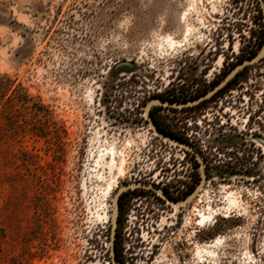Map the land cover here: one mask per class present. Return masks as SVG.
<instances>
[{
    "label": "rangeland",
    "instance_id": "obj_1",
    "mask_svg": "<svg viewBox=\"0 0 264 264\" xmlns=\"http://www.w3.org/2000/svg\"><path fill=\"white\" fill-rule=\"evenodd\" d=\"M256 3L0 0V264H111L110 184L134 180L138 166L188 161L153 131L146 105L208 93L260 51L264 37H249ZM243 10L244 33L234 30ZM239 73L199 105L156 106L204 158L185 221L188 264H264V58ZM174 214L163 215L153 264H183L162 238Z\"/></svg>",
    "mask_w": 264,
    "mask_h": 264
},
{
    "label": "flooded vegetation",
    "instance_id": "obj_2",
    "mask_svg": "<svg viewBox=\"0 0 264 264\" xmlns=\"http://www.w3.org/2000/svg\"><path fill=\"white\" fill-rule=\"evenodd\" d=\"M236 5L241 6V8H239V12H241L242 2H237ZM246 14V10H243L241 16L239 13L237 14L240 18L237 20L234 19V21H238L241 24H234L235 31H243L242 28L247 29V27L244 26L247 23L245 20ZM253 14L255 15L253 18L255 30L254 32H251V36L249 37L258 44V41L261 40L258 35L264 37L262 32L259 34L257 33L258 28L260 31H264V14L260 0H257V3L253 4ZM217 93L218 91L212 97ZM206 94L207 93L203 92L200 95L197 94L189 101L201 98ZM154 99H162L172 103L189 102L181 92L178 94L168 93L166 96H160ZM205 100L197 103V105L203 103ZM156 106H164L167 107L168 110L177 107L160 104L154 105L150 112L151 118L159 130L178 140L191 144L196 150H198L193 142H190L183 137V134L176 133L162 124L158 116V112L161 111ZM186 108L187 107L181 109ZM184 158H187L188 161H184L183 164L178 163V165L177 162H175L176 160L173 164H170L169 162L167 165L159 161L150 170H144L143 167L138 166V169H135L131 175L135 179H130L128 181L123 180V182L120 183V186H118L119 189H121L129 185H135V187L124 190L119 199L115 244L117 264H153L157 252L162 250V248H156V232L164 230L166 224L161 227L163 224V215H171L173 210L175 211V223H172V227L171 225L169 226L168 230L164 232L162 238L166 236L165 240L167 242L171 241L173 245L172 249L177 247L176 251L180 255V262L183 261V264L189 263V247L192 245V242L189 241L190 238L188 237V230L185 228V221L188 216L187 209L191 207L194 200L187 205L180 207L174 205L171 201L176 203L182 202L197 188L202 180V165L196 155L192 152L188 151V154L185 155ZM184 158L182 160H184ZM184 165H187V167L184 168ZM178 166H182L183 168L180 169ZM183 169H186L184 175L187 173L189 175L186 178L181 177L180 175V171ZM198 195L199 194H197V196ZM182 231H184V233H182L183 239L179 240V244L173 242L178 233ZM199 241H202V235H199ZM171 255L175 256L174 252H172Z\"/></svg>",
    "mask_w": 264,
    "mask_h": 264
},
{
    "label": "water",
    "instance_id": "obj_3",
    "mask_svg": "<svg viewBox=\"0 0 264 264\" xmlns=\"http://www.w3.org/2000/svg\"><path fill=\"white\" fill-rule=\"evenodd\" d=\"M261 5H262V9H263V14H264V0H260ZM264 58V44L261 48V50L259 51V53L257 55H255L254 57H251L247 60H244L243 62L239 63L226 77L225 79L218 84L214 89H212L210 92H208L206 95H204L201 98H198L196 100H192L189 102H185V103H172L166 100H162V99H153L151 100L145 108V112L147 114V118L149 121V124L151 125V128L153 129V131L155 133H157L162 139H164L167 142L173 143L177 146H180L182 148H185L187 151L192 152L196 155V157L198 158V160L200 161L201 165H202V180L199 183V185L197 186V188L191 192L187 199H185L182 202H173L171 201L174 205L177 206H185L188 203L192 202L195 197L197 196V194L199 193V191H201L206 183V171H205V165H204V158L203 155L196 150L191 144L178 140L172 136H169L167 134H165L164 132H162L161 130L158 129V127L156 126V124L154 123L153 119L151 118L150 112H151V108L154 105L160 104V105H165V106H171V107H177V108H184V107H188L194 104H197L207 98L212 97L217 91H219L220 89H222L225 85H227L233 78H235L237 76V74L243 70L245 67L249 66V65H253L255 63L260 62L262 59ZM131 187H135V185H129L126 186L124 188H121L117 191L116 195H115V200H114V208H113V217H112V234H111V256H112V262L111 264H117V259H116V245H115V239H116V229H117V218H118V211H119V199L120 196L122 194V192L128 188ZM162 194V193H161Z\"/></svg>",
    "mask_w": 264,
    "mask_h": 264
},
{
    "label": "bare ground",
    "instance_id": "obj_4",
    "mask_svg": "<svg viewBox=\"0 0 264 264\" xmlns=\"http://www.w3.org/2000/svg\"><path fill=\"white\" fill-rule=\"evenodd\" d=\"M188 29H189V31L186 30L185 40L188 39V36H189L190 33H191V30H190L189 26H188ZM173 40H174V39H173ZM175 44L177 45L178 42H175V40H174V41H171V45H172V46H174ZM117 155H118V150L115 148V149L112 150V155H111V157H110L112 163H115V162H116ZM125 162H126V160H125V158H124V156H123V157H122V160H121V164L118 166L119 173H120L122 176L125 174ZM115 185H116L115 182L112 183V184H110V186H109V188H108V192H107L108 194H111V193L114 191L115 187L118 188L119 185H117V186H115ZM203 219H205L204 216H203ZM201 253H202V252L199 251V256H201Z\"/></svg>",
    "mask_w": 264,
    "mask_h": 264
},
{
    "label": "trees",
    "instance_id": "obj_5",
    "mask_svg": "<svg viewBox=\"0 0 264 264\" xmlns=\"http://www.w3.org/2000/svg\"><path fill=\"white\" fill-rule=\"evenodd\" d=\"M262 44H263V40L261 41V43H259L258 47L260 48V46H261ZM258 51H259V50H257L256 52L251 53V54H250V57H254ZM239 75H240V73H238L237 76H236L235 78H237ZM235 78H233V79H232L227 85H225L222 89H220V90L218 91V93H220L224 88H226V87H228L229 85H231V83L233 82V80H234ZM203 93H206V91L203 92ZM218 93H217V94H218ZM217 94H216V95H217ZM11 100H14V98L11 99Z\"/></svg>",
    "mask_w": 264,
    "mask_h": 264
}]
</instances>
